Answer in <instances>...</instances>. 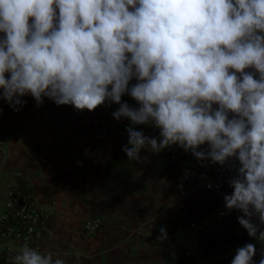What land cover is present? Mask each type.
Wrapping results in <instances>:
<instances>
[{
  "label": "clouds",
  "instance_id": "clouds-1",
  "mask_svg": "<svg viewBox=\"0 0 264 264\" xmlns=\"http://www.w3.org/2000/svg\"><path fill=\"white\" fill-rule=\"evenodd\" d=\"M29 96L118 105L130 161L175 146L232 171L224 209L254 242L231 264H264V0H0V100ZM11 264L67 262L25 242Z\"/></svg>",
  "mask_w": 264,
  "mask_h": 264
},
{
  "label": "crops",
  "instance_id": "crops-1",
  "mask_svg": "<svg viewBox=\"0 0 264 264\" xmlns=\"http://www.w3.org/2000/svg\"><path fill=\"white\" fill-rule=\"evenodd\" d=\"M24 99L19 111L0 100V129L14 131L0 142V211L5 184L29 192L47 215L42 251L61 253L67 264H231L237 247L254 242L238 224V212L214 219L231 193L228 184L217 192L194 183L179 190L162 151L142 152V162L127 158L121 126L129 121L112 117L118 105L88 112L46 98L39 107L30 96ZM91 218L100 220V230L81 238L78 227ZM161 227L163 241L157 240ZM18 250L0 240L7 263Z\"/></svg>",
  "mask_w": 264,
  "mask_h": 264
},
{
  "label": "built area",
  "instance_id": "built-area-1",
  "mask_svg": "<svg viewBox=\"0 0 264 264\" xmlns=\"http://www.w3.org/2000/svg\"><path fill=\"white\" fill-rule=\"evenodd\" d=\"M126 125L121 126V131H125ZM137 130H142L146 135L158 136L157 129L144 126ZM14 131L11 128L0 129V142H6L13 138ZM166 163L172 168L174 174V183L177 189L187 183L202 185L209 190L219 191L227 183L228 177L234 173L219 165L213 166L209 164L207 167L201 166L191 153H185L179 147L166 148L163 151ZM44 163V161H42ZM4 176H18L13 172H5ZM211 186V187H210ZM231 190V189H230ZM5 200L3 209L0 211V240L15 245L18 249L25 243L30 246L39 248V243L45 234V223L47 215L39 211L29 192L11 188L9 184L4 186ZM236 211L228 213L224 208L218 210L214 214V219L224 221L234 217ZM101 227L100 220L91 218L82 223L77 230L81 238H90L94 236ZM201 229L197 230L195 241L200 240ZM12 247L7 246V252L11 253ZM2 258V257H0ZM5 260V264H11Z\"/></svg>",
  "mask_w": 264,
  "mask_h": 264
},
{
  "label": "trees",
  "instance_id": "trees-1",
  "mask_svg": "<svg viewBox=\"0 0 264 264\" xmlns=\"http://www.w3.org/2000/svg\"><path fill=\"white\" fill-rule=\"evenodd\" d=\"M0 264H5L4 258H0Z\"/></svg>",
  "mask_w": 264,
  "mask_h": 264
},
{
  "label": "rangeland",
  "instance_id": "rangeland-1",
  "mask_svg": "<svg viewBox=\"0 0 264 264\" xmlns=\"http://www.w3.org/2000/svg\"><path fill=\"white\" fill-rule=\"evenodd\" d=\"M3 128H8V127L3 126Z\"/></svg>",
  "mask_w": 264,
  "mask_h": 264
}]
</instances>
